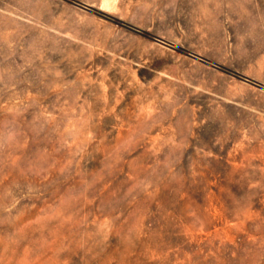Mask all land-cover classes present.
I'll return each mask as SVG.
<instances>
[{
    "label": "rangeland",
    "instance_id": "374dc122",
    "mask_svg": "<svg viewBox=\"0 0 264 264\" xmlns=\"http://www.w3.org/2000/svg\"><path fill=\"white\" fill-rule=\"evenodd\" d=\"M0 264H264V0H0Z\"/></svg>",
    "mask_w": 264,
    "mask_h": 264
}]
</instances>
